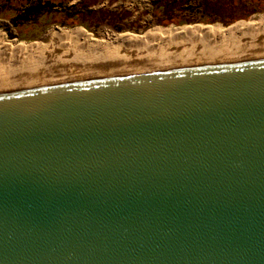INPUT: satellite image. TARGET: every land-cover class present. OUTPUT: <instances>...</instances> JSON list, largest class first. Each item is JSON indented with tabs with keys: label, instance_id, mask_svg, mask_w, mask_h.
Returning <instances> with one entry per match:
<instances>
[{
	"label": "water",
	"instance_id": "95a60500",
	"mask_svg": "<svg viewBox=\"0 0 264 264\" xmlns=\"http://www.w3.org/2000/svg\"><path fill=\"white\" fill-rule=\"evenodd\" d=\"M0 264H264V64L0 97Z\"/></svg>",
	"mask_w": 264,
	"mask_h": 264
},
{
	"label": "bare ground",
	"instance_id": "6f19581e",
	"mask_svg": "<svg viewBox=\"0 0 264 264\" xmlns=\"http://www.w3.org/2000/svg\"><path fill=\"white\" fill-rule=\"evenodd\" d=\"M14 43L0 35V97L158 73L264 64V16L225 31L187 28L139 38L108 35L98 41L79 29H55L45 45Z\"/></svg>",
	"mask_w": 264,
	"mask_h": 264
},
{
	"label": "rangeland",
	"instance_id": "374dc122",
	"mask_svg": "<svg viewBox=\"0 0 264 264\" xmlns=\"http://www.w3.org/2000/svg\"><path fill=\"white\" fill-rule=\"evenodd\" d=\"M44 1L0 0V35L14 44L45 45L49 42L50 31L55 29L67 32L79 29L99 41L108 35L115 37L129 34L139 38L147 33L161 34L166 30L187 28L225 31L234 25L247 24L256 17L264 16V0H235V3H230L232 0H213L210 5L216 10L214 14L200 17L197 5L190 3L191 9L187 8L182 13L174 8L169 17L161 19L164 25H157L151 17L152 0H49L56 5L54 8L31 15L27 21L11 20L21 15L26 7ZM231 5L237 7L231 8ZM238 9H245L249 14H243L246 18L230 21L234 13H241ZM186 20L188 23L182 24Z\"/></svg>",
	"mask_w": 264,
	"mask_h": 264
},
{
	"label": "trees",
	"instance_id": "16d2710c",
	"mask_svg": "<svg viewBox=\"0 0 264 264\" xmlns=\"http://www.w3.org/2000/svg\"><path fill=\"white\" fill-rule=\"evenodd\" d=\"M210 1L213 2V0H155L151 3V17L155 20L154 23L157 25H164L161 23V19L164 17H169V14L174 8H177L178 12H182L188 9H191L192 7L189 6L190 3H195L197 7L199 8V16L204 17L208 14H214L215 8H213L210 5ZM224 2H227L226 0H222ZM235 0H232L230 3H235ZM61 4V3H59ZM179 4V6L177 5ZM239 4V3H236ZM56 5H54L49 0H45L42 3H36L32 6H28L23 10V13L21 15H16L11 20L14 22L17 19H21L23 21H27L29 16L31 15H37L40 14L43 11H48L52 8H54ZM237 7L236 5H231V8ZM227 8V7H225ZM242 8H247L246 6H242ZM218 10V8H216ZM238 12H241L239 15L237 13H234L233 17L230 18V21H237L242 19L243 17L246 18L247 16L243 14H249L245 9L241 10L238 9ZM85 16H88V14L84 13ZM188 23V21H184L182 24Z\"/></svg>",
	"mask_w": 264,
	"mask_h": 264
},
{
	"label": "crops",
	"instance_id": "0c3cea01",
	"mask_svg": "<svg viewBox=\"0 0 264 264\" xmlns=\"http://www.w3.org/2000/svg\"><path fill=\"white\" fill-rule=\"evenodd\" d=\"M153 1H155V0H152L151 3H152ZM151 3H150V4H151ZM150 12H151V9H150Z\"/></svg>",
	"mask_w": 264,
	"mask_h": 264
}]
</instances>
